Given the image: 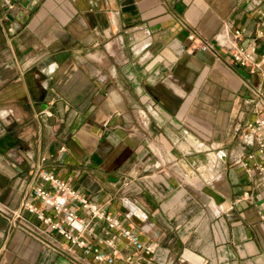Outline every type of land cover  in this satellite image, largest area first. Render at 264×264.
<instances>
[{
    "label": "crops",
    "instance_id": "obj_1",
    "mask_svg": "<svg viewBox=\"0 0 264 264\" xmlns=\"http://www.w3.org/2000/svg\"><path fill=\"white\" fill-rule=\"evenodd\" d=\"M263 109L264 0H0V264H107L23 209L42 172L154 248L75 203L115 264H264Z\"/></svg>",
    "mask_w": 264,
    "mask_h": 264
},
{
    "label": "built area",
    "instance_id": "obj_2",
    "mask_svg": "<svg viewBox=\"0 0 264 264\" xmlns=\"http://www.w3.org/2000/svg\"><path fill=\"white\" fill-rule=\"evenodd\" d=\"M242 35L241 31L235 32V39H239ZM189 40L195 43L194 36H190ZM215 42L233 54L235 62L242 66H250L252 57L243 48L237 47L234 40L224 34H218ZM200 49L208 52L212 49L211 43H200ZM144 119V126L148 125V117L141 112ZM244 142L247 147L255 148V150L264 157V109L260 112L258 118L249 124L247 132L244 135ZM254 159V155L249 156ZM257 170V167H249V172ZM260 171H264V165H261ZM43 184H49L53 190L47 189L43 184L33 190L32 201L23 204V209L37 216L38 220L49 225L59 236L70 242L73 247L82 249L86 255H93L98 263L115 264L114 258L101 251L98 247L89 244L83 236L80 235V229L86 227L84 219L80 218L73 207L78 203L79 207L93 219L106 220L111 230H121L123 237L136 249L139 253L151 254L154 252L152 245H147L140 240V237L131 229L122 227V224L116 217L107 216L104 211L97 205L91 203L86 197L81 196L73 190L68 183L58 179L55 175L42 172L40 174ZM34 201H40L42 207H38ZM42 208L52 209L56 213L54 218L47 217ZM114 240V239H113ZM111 244V243H110Z\"/></svg>",
    "mask_w": 264,
    "mask_h": 264
}]
</instances>
